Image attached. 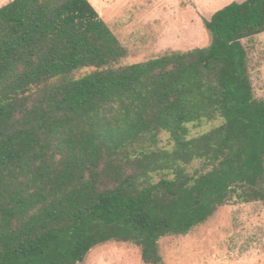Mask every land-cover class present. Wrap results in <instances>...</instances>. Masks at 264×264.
Segmentation results:
<instances>
[{
    "label": "trees",
    "instance_id": "obj_1",
    "mask_svg": "<svg viewBox=\"0 0 264 264\" xmlns=\"http://www.w3.org/2000/svg\"><path fill=\"white\" fill-rule=\"evenodd\" d=\"M204 26L207 46L122 65L128 49L89 0L0 7V264H79L111 240L161 264L162 237L264 201V100L242 42L264 32V0Z\"/></svg>",
    "mask_w": 264,
    "mask_h": 264
},
{
    "label": "rangeland",
    "instance_id": "obj_2",
    "mask_svg": "<svg viewBox=\"0 0 264 264\" xmlns=\"http://www.w3.org/2000/svg\"><path fill=\"white\" fill-rule=\"evenodd\" d=\"M11 0H0V7ZM128 49L120 64L146 61L173 51L207 46L211 35L204 20L223 6L243 0H89ZM248 52L253 92L264 100V32L242 40ZM93 68L78 70L81 77ZM222 119L189 124L190 135L208 131ZM162 133L159 145L168 146ZM199 160L187 166L193 172ZM158 179V177L156 178ZM161 264H264V201L220 206L185 235L159 240ZM79 264H147L140 247L119 241L94 246Z\"/></svg>",
    "mask_w": 264,
    "mask_h": 264
}]
</instances>
